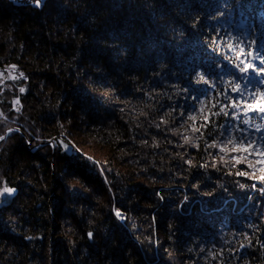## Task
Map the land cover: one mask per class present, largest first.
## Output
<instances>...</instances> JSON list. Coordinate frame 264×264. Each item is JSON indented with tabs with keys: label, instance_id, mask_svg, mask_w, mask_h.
Segmentation results:
<instances>
[{
	"label": "trees",
	"instance_id": "obj_1",
	"mask_svg": "<svg viewBox=\"0 0 264 264\" xmlns=\"http://www.w3.org/2000/svg\"><path fill=\"white\" fill-rule=\"evenodd\" d=\"M237 39L264 41V0H0V68L27 87L0 141V264H264V159L208 147L248 117L200 128L240 99Z\"/></svg>",
	"mask_w": 264,
	"mask_h": 264
},
{
	"label": "snow or ice",
	"instance_id": "obj_2",
	"mask_svg": "<svg viewBox=\"0 0 264 264\" xmlns=\"http://www.w3.org/2000/svg\"><path fill=\"white\" fill-rule=\"evenodd\" d=\"M41 0H35V6H40ZM229 40H232V37L228 38ZM228 48L235 52L236 47H240V51L237 54V57H243V59L240 60V63L236 64L235 67L238 69L239 73L241 74V79L243 80V83L241 82H233L230 85V91L232 93H236L240 99L233 100L228 96V91L226 90L223 95L228 99V103L224 104L223 102L219 100H215L214 103H212V108H215L217 104L220 105L218 112H212L209 110V113L207 116L204 117L203 123L200 125V128H207L209 124L212 122L213 116H219L224 115L228 116L229 112L226 111L227 108L232 109V117L234 119H239V113H237L236 109H242L243 115L245 117H248L244 120H242V123L244 125H247V128H241L239 126H236L234 129L229 127L226 129V131L231 134L233 131L237 133H242L243 136L240 138H237L235 136H231L226 142L217 143L216 141H213L211 145H208V147H219L222 152H224L226 149L228 152L233 151H243L244 152V158H238L237 156H232L231 160L235 161L236 164L244 163L246 162L247 157L252 156L255 157L256 153L260 154V158L264 159V123H255L252 116L249 115V113H253L256 117H259L261 120H264V106L261 107H253L249 101L256 99L257 94L260 96H264V90H262L260 87H257V84H264V78L261 79H254L252 74L254 73L256 77H264V41L257 42L256 40L251 41H245V40H239L237 39L234 43L230 42L228 43ZM247 49V51H245ZM256 61H259V64L255 63ZM15 67V66H12ZM23 76V73L20 74ZM200 80L203 81L204 77L201 76ZM20 92H24L25 88H20ZM198 99V98H197ZM203 103L201 102V111H203ZM183 115V113H181ZM192 120H195V116L189 117ZM200 128H194L193 131H200ZM251 129V131H249ZM14 131H17L15 129L9 128L8 132L12 133ZM259 134V135H257ZM5 136H0V140H4ZM184 142L186 144H191L192 140L185 136ZM228 145H232V148H228ZM238 145H244L245 148L241 149L238 147ZM195 147H198L199 145H194ZM70 146L68 144L64 145L65 149H68ZM90 159V158H89ZM223 156L221 157V160H223ZM95 163V162H94ZM189 164H191V161H188ZM248 168L252 169L254 168V165L251 163H248ZM264 167V164L261 165ZM213 167H215V164H213ZM237 175L241 176H247L250 175L249 172L246 171H239L236 173ZM254 179H259L261 181H264V174H262L259 177L253 176ZM243 187V185H241ZM71 190V188H70ZM264 190V189H262ZM15 192V189L10 187H5L2 190H0V196H3L4 193L12 194ZM116 215L118 217H122L121 213L119 211L116 212ZM89 238L92 237V233H88ZM241 247H244V245H241Z\"/></svg>",
	"mask_w": 264,
	"mask_h": 264
},
{
	"label": "rangeland",
	"instance_id": "obj_3",
	"mask_svg": "<svg viewBox=\"0 0 264 264\" xmlns=\"http://www.w3.org/2000/svg\"><path fill=\"white\" fill-rule=\"evenodd\" d=\"M14 65H8V66H4L2 68H0V121H4L8 124V128L5 130V132L3 134H1L0 136H5V138L10 134L8 132L9 128L15 129L17 131L20 130L19 126L16 125H12V124H17L18 121L15 119V117L17 116L16 113H19L22 111V106L21 109H16V104L18 102H22L21 100V96L23 94H25L27 92V87L24 84H21L22 81L25 79V76H21V72L18 69V67H12ZM14 84L16 87V93L13 94L10 98V109L7 112L3 107H1L2 104V98L3 95L6 93L7 91V86L8 84ZM20 88H25L24 92H20L19 89ZM5 98V97H4ZM22 104V103H21ZM1 141V140H0ZM51 144L54 145V141H49ZM5 187H9L5 184L4 181L1 180L0 182V190H2ZM11 188V187H10ZM15 193V192H14ZM14 193L12 194H8V193H4L3 196H0V205L4 204L5 202L9 201L12 196L14 195Z\"/></svg>",
	"mask_w": 264,
	"mask_h": 264
},
{
	"label": "built area",
	"instance_id": "obj_4",
	"mask_svg": "<svg viewBox=\"0 0 264 264\" xmlns=\"http://www.w3.org/2000/svg\"><path fill=\"white\" fill-rule=\"evenodd\" d=\"M21 106H22V104L20 103V102H18L17 104H16V109H21Z\"/></svg>",
	"mask_w": 264,
	"mask_h": 264
}]
</instances>
